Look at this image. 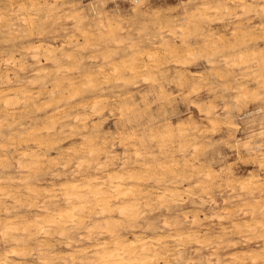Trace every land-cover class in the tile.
Instances as JSON below:
<instances>
[{"label": "clouds", "instance_id": "1", "mask_svg": "<svg viewBox=\"0 0 264 264\" xmlns=\"http://www.w3.org/2000/svg\"><path fill=\"white\" fill-rule=\"evenodd\" d=\"M0 264H264V0H0Z\"/></svg>", "mask_w": 264, "mask_h": 264}]
</instances>
